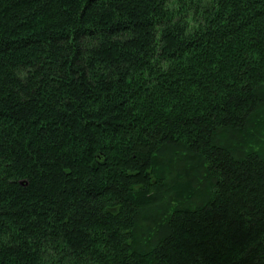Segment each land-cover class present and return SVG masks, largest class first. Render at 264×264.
Listing matches in <instances>:
<instances>
[{"label":"trees","instance_id":"1","mask_svg":"<svg viewBox=\"0 0 264 264\" xmlns=\"http://www.w3.org/2000/svg\"><path fill=\"white\" fill-rule=\"evenodd\" d=\"M0 264H264V0H0Z\"/></svg>","mask_w":264,"mask_h":264}]
</instances>
